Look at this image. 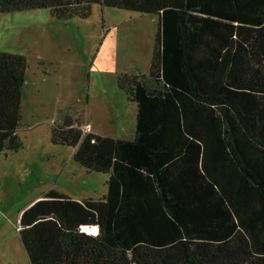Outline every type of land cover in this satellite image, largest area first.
Segmentation results:
<instances>
[{"label":"trees","instance_id":"16d2710c","mask_svg":"<svg viewBox=\"0 0 264 264\" xmlns=\"http://www.w3.org/2000/svg\"><path fill=\"white\" fill-rule=\"evenodd\" d=\"M94 4L159 19L149 76L118 81L137 103L136 135L52 125V142L106 174L108 193L51 189L22 209L31 264H264V0H0V14L70 19ZM27 67L0 50V154L23 147Z\"/></svg>","mask_w":264,"mask_h":264},{"label":"rangeland","instance_id":"374dc122","mask_svg":"<svg viewBox=\"0 0 264 264\" xmlns=\"http://www.w3.org/2000/svg\"><path fill=\"white\" fill-rule=\"evenodd\" d=\"M158 28L157 15L100 4L70 19L49 8L0 14V50L28 60L23 147L0 154V264H31L18 225L33 200L51 189L76 199L107 195L108 176L77 162L75 147L53 143L52 125L71 117L94 133L133 139L138 106L118 81L149 76Z\"/></svg>","mask_w":264,"mask_h":264},{"label":"built area","instance_id":"2783aa9c","mask_svg":"<svg viewBox=\"0 0 264 264\" xmlns=\"http://www.w3.org/2000/svg\"><path fill=\"white\" fill-rule=\"evenodd\" d=\"M81 127H82V129H83L85 132H89V127H90L89 124H86V125L81 126ZM83 229L86 230V229L84 228V226H83ZM86 231L90 232V230H86Z\"/></svg>","mask_w":264,"mask_h":264},{"label":"crops","instance_id":"0c3cea01","mask_svg":"<svg viewBox=\"0 0 264 264\" xmlns=\"http://www.w3.org/2000/svg\"><path fill=\"white\" fill-rule=\"evenodd\" d=\"M81 124H82V126H84V125H86V124H89V125H90V127H89V131L93 132V130H91V124H90V123H87V122H86V123H83V122H81ZM95 230H96V227L92 230L91 233H94Z\"/></svg>","mask_w":264,"mask_h":264},{"label":"bare ground","instance_id":"6f19581e","mask_svg":"<svg viewBox=\"0 0 264 264\" xmlns=\"http://www.w3.org/2000/svg\"><path fill=\"white\" fill-rule=\"evenodd\" d=\"M84 228L86 230H90V232H92V230L95 228V226L84 225Z\"/></svg>","mask_w":264,"mask_h":264}]
</instances>
